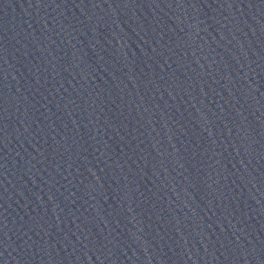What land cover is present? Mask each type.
Listing matches in <instances>:
<instances>
[{
  "label": "water",
  "instance_id": "95a60500",
  "mask_svg": "<svg viewBox=\"0 0 264 264\" xmlns=\"http://www.w3.org/2000/svg\"><path fill=\"white\" fill-rule=\"evenodd\" d=\"M0 264H264V0H0Z\"/></svg>",
  "mask_w": 264,
  "mask_h": 264
}]
</instances>
